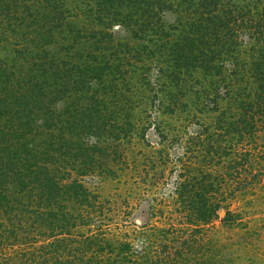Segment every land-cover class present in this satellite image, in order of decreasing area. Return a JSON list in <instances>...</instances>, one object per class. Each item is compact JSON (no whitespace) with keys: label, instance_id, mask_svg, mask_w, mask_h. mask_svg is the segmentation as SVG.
I'll return each mask as SVG.
<instances>
[{"label":"trees","instance_id":"trees-1","mask_svg":"<svg viewBox=\"0 0 264 264\" xmlns=\"http://www.w3.org/2000/svg\"><path fill=\"white\" fill-rule=\"evenodd\" d=\"M166 11L173 22L162 20ZM115 24L124 36L110 32ZM153 67L161 112L182 97L196 112L213 91L215 124L197 149L207 164L196 163L197 150L176 163L173 204L192 227L184 235L192 244V232L220 211L228 223L240 218L216 198L225 190L213 163L242 137L257 156L264 0H0V264H189V251L165 252L161 227L149 229L140 251L115 237L106 199L84 184L117 175L107 163L112 145L101 141L119 145L132 135L129 111L143 100ZM200 255L196 264L211 262Z\"/></svg>","mask_w":264,"mask_h":264},{"label":"rangeland","instance_id":"rangeland-1","mask_svg":"<svg viewBox=\"0 0 264 264\" xmlns=\"http://www.w3.org/2000/svg\"><path fill=\"white\" fill-rule=\"evenodd\" d=\"M173 19L171 12L162 13L164 22L170 23ZM110 32L118 38L125 35L124 29L118 24L113 25ZM147 76L150 89L146 87L145 93H141L143 90L139 92L141 98L145 94L143 100L135 102L133 110L129 111L133 122L135 120L132 135L120 138L119 145L109 137L106 139L104 136L100 140L102 146L103 140L112 145L105 151L107 155H112L111 159L107 157V163L112 164L117 175L112 180L94 175L84 179L87 187L106 199L103 209L109 231L115 237L125 238L132 248L140 251L143 236L149 229L161 227L166 236L162 240L165 252H179V258L190 253L192 259L189 264H196L202 256L200 254H203V259L210 258L209 264H216V261L220 264H264V160L260 158L264 157V133L258 132L254 140L257 151L254 149L257 155L255 159L249 155L253 142H249L250 139L246 137H242L232 150L225 149L222 153L219 148L218 153L226 157H222L219 162V157H215L213 167L220 190L225 191L216 198L240 218L235 223H228L223 221V210L220 211L217 218L200 229V233L192 232L195 242L191 244L188 239L191 233L186 232L192 227L186 225L182 216L178 217L179 211L174 209L177 204H173L176 163L179 158L185 160L186 156L198 152L199 162L196 163L201 168L207 164L201 151L208 144L204 128L212 129L215 124L216 112L212 110L214 103L210 99L213 91L210 96L207 94L200 98L202 102L197 104L196 112L193 102L182 97L171 113H165L161 112L160 107L164 100L152 97L157 86L154 67ZM140 81L137 80V83ZM131 86L138 88L136 90L142 88L134 83ZM223 144L220 141L221 147ZM200 146L201 151H198ZM120 150L122 157L118 156ZM211 152L214 153L212 148ZM157 155L161 158L158 159ZM162 158L166 160L165 163L161 162ZM149 159L152 163L147 164ZM234 164L235 168L232 169ZM185 239H188L186 243H181ZM153 242L158 241L154 239ZM154 243L153 247L156 246ZM179 262L181 260L175 264Z\"/></svg>","mask_w":264,"mask_h":264}]
</instances>
